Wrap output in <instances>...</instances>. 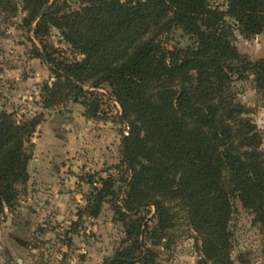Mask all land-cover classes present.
<instances>
[{"label":"trees","instance_id":"trees-1","mask_svg":"<svg viewBox=\"0 0 264 264\" xmlns=\"http://www.w3.org/2000/svg\"><path fill=\"white\" fill-rule=\"evenodd\" d=\"M12 1L0 0L1 11ZM21 1L26 27L37 19L36 38L55 27L82 56L62 64L57 81L46 86V99L59 101L64 90L76 95L87 84L107 83L122 109L130 177L115 210L132 222L129 237L148 230L131 218L153 206L158 240L183 216L199 237L204 262L232 264L228 223L237 198L264 238L262 137L231 91L233 77L247 72L264 89V61L240 55L227 21L245 38L262 33L264 0H225V9L215 0H81L75 9L53 0L41 16L49 0ZM176 28L193 43L163 47L161 36ZM12 116L0 113V215L28 179L31 136L39 124L37 117ZM93 189L88 207L97 215L104 198L114 195L112 180ZM137 238L109 264H132L136 252L142 264H155L154 251Z\"/></svg>","mask_w":264,"mask_h":264},{"label":"rangeland","instance_id":"rangeland-1","mask_svg":"<svg viewBox=\"0 0 264 264\" xmlns=\"http://www.w3.org/2000/svg\"><path fill=\"white\" fill-rule=\"evenodd\" d=\"M60 1L71 9L81 3ZM224 1L215 3L225 9ZM1 5L0 113H10L16 121L37 117L39 124L31 136L28 179L17 186V200L0 215V264H109L137 238L136 232L128 236L129 218L115 210L130 177L123 156L128 135L124 129L129 125L107 83L87 84L76 95L64 90L59 101L46 99V86L57 81L62 64L82 56L55 27L36 38L32 29L37 19L26 27L23 19L28 11L21 0H13L6 11ZM227 21L234 28L232 42L240 55L251 62L264 61V30L245 38L231 18ZM192 43L180 28L160 38L168 49ZM231 91L261 135L264 149V89L247 72L242 78L233 77ZM107 178L114 195L104 198L94 215L88 207L93 187ZM231 203L232 264H264V238L253 214L237 198ZM131 219L148 227L137 239L154 251L155 264H210L204 262L199 237L183 216L161 240L157 238L161 232L157 236L152 232L157 222L153 206L141 208ZM137 253L132 264H142Z\"/></svg>","mask_w":264,"mask_h":264},{"label":"water","instance_id":"water-1","mask_svg":"<svg viewBox=\"0 0 264 264\" xmlns=\"http://www.w3.org/2000/svg\"><path fill=\"white\" fill-rule=\"evenodd\" d=\"M48 7H49V5H46V6L44 7V9L42 10L41 15H43V14L47 11Z\"/></svg>","mask_w":264,"mask_h":264},{"label":"built area","instance_id":"built-area-1","mask_svg":"<svg viewBox=\"0 0 264 264\" xmlns=\"http://www.w3.org/2000/svg\"><path fill=\"white\" fill-rule=\"evenodd\" d=\"M128 129H129V127L126 126L125 129H124V133H125V134H128Z\"/></svg>","mask_w":264,"mask_h":264}]
</instances>
